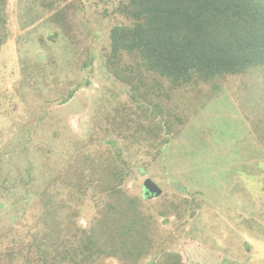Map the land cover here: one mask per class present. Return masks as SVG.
I'll use <instances>...</instances> for the list:
<instances>
[{
    "label": "rangeland",
    "instance_id": "1",
    "mask_svg": "<svg viewBox=\"0 0 264 264\" xmlns=\"http://www.w3.org/2000/svg\"><path fill=\"white\" fill-rule=\"evenodd\" d=\"M125 1L0 0V253L89 229L100 209L78 184L119 166L151 222L153 248L137 264H264V67L180 88L162 81L173 126L152 134L105 66Z\"/></svg>",
    "mask_w": 264,
    "mask_h": 264
},
{
    "label": "trees",
    "instance_id": "2",
    "mask_svg": "<svg viewBox=\"0 0 264 264\" xmlns=\"http://www.w3.org/2000/svg\"><path fill=\"white\" fill-rule=\"evenodd\" d=\"M118 12L125 23L111 29L105 66L129 87L130 100L139 109L133 113L147 114L152 134L160 123L168 131L173 126L161 103L162 81L180 88L264 67V0H127ZM64 14L58 13L57 20ZM129 120L134 119H123L121 125L130 128ZM110 173L105 181L83 178L78 184L85 190L91 185L100 209L89 229L35 235L27 246L0 253V264L20 259L22 264H88L100 255L137 264L148 255L151 222L139 211L138 200L125 195L123 169L115 166Z\"/></svg>",
    "mask_w": 264,
    "mask_h": 264
}]
</instances>
